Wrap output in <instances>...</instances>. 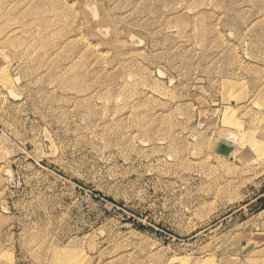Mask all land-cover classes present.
Returning a JSON list of instances; mask_svg holds the SVG:
<instances>
[{"label":"rangeland","instance_id":"obj_1","mask_svg":"<svg viewBox=\"0 0 264 264\" xmlns=\"http://www.w3.org/2000/svg\"><path fill=\"white\" fill-rule=\"evenodd\" d=\"M0 264H264V0H0Z\"/></svg>","mask_w":264,"mask_h":264}]
</instances>
